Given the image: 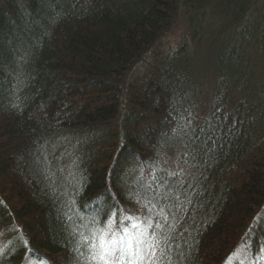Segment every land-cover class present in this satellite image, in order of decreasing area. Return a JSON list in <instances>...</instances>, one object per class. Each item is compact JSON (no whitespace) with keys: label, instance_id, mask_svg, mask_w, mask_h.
<instances>
[{"label":"trees","instance_id":"1","mask_svg":"<svg viewBox=\"0 0 264 264\" xmlns=\"http://www.w3.org/2000/svg\"><path fill=\"white\" fill-rule=\"evenodd\" d=\"M263 209L264 0H0V264H90L138 215L170 264H223Z\"/></svg>","mask_w":264,"mask_h":264},{"label":"snow or ice","instance_id":"2","mask_svg":"<svg viewBox=\"0 0 264 264\" xmlns=\"http://www.w3.org/2000/svg\"><path fill=\"white\" fill-rule=\"evenodd\" d=\"M132 232L117 236L111 229H99L88 240L90 264H170L163 241L133 224ZM83 246V241L81 243ZM0 255L3 249L0 248Z\"/></svg>","mask_w":264,"mask_h":264},{"label":"rangeland","instance_id":"3","mask_svg":"<svg viewBox=\"0 0 264 264\" xmlns=\"http://www.w3.org/2000/svg\"><path fill=\"white\" fill-rule=\"evenodd\" d=\"M213 28H214V24H213ZM183 35L184 33L182 30L180 31L174 30L172 31V33L167 34L164 37L163 44L174 45V44H179L182 41L186 42ZM207 41L208 40H205L204 42ZM194 45L195 44L192 43V46ZM207 45L208 42L207 44H205V46ZM147 71H148V63L138 64L136 67V75H137L136 78L142 79L143 75L146 74ZM211 100H212V96L210 95V92L209 93L207 92V94H204V92H202L201 95L198 97L196 101V105L198 108V114L200 116H209ZM261 215L262 216H259L260 220L258 221V224H260L259 226L263 227L264 229V209ZM104 218L106 219L105 221L106 224H110L111 221L116 218V216L114 213L111 212ZM133 222H134L133 224L141 225L142 228L149 224L150 219L149 217H146L144 215H138L135 216ZM17 230L18 229L13 226L12 228L11 227L7 228L6 230L0 233V248L3 249V253L9 248H11L10 251H13L15 249L13 248V246H15L14 236L16 235ZM112 231L116 233V230H112ZM89 233H90L89 230L84 232L85 235ZM253 236L250 235L248 240H245V242L241 244L236 251L232 252V254H230L226 258V261L223 264H264V241H260L257 238H255V236L254 237ZM22 264H49V263L29 258L28 260L24 261Z\"/></svg>","mask_w":264,"mask_h":264}]
</instances>
